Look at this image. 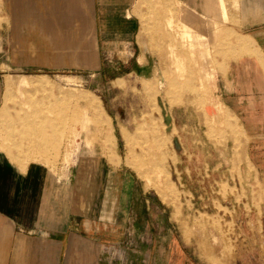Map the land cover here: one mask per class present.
Masks as SVG:
<instances>
[{
	"label": "rangeland",
	"instance_id": "1",
	"mask_svg": "<svg viewBox=\"0 0 264 264\" xmlns=\"http://www.w3.org/2000/svg\"><path fill=\"white\" fill-rule=\"evenodd\" d=\"M240 1L213 0L188 21L181 0H135L134 54L104 55L102 69L0 62V153L22 170L40 163L66 178L77 169L85 185L95 175L113 188L130 180L151 199L145 210L158 230L172 225L190 264H264V174L246 164L241 126L215 96L217 73L241 37Z\"/></svg>",
	"mask_w": 264,
	"mask_h": 264
},
{
	"label": "crops",
	"instance_id": "2",
	"mask_svg": "<svg viewBox=\"0 0 264 264\" xmlns=\"http://www.w3.org/2000/svg\"><path fill=\"white\" fill-rule=\"evenodd\" d=\"M134 2L3 0L0 62L20 70L89 71L102 69L109 53L132 56L141 26ZM212 2L181 0L183 15L202 17ZM241 3V37L217 73L215 96L241 126L246 164L264 174V0ZM78 175L70 168L61 178L40 163L22 170L0 153V264H190L172 225L158 230L145 210L151 199L133 182L115 180L113 188L95 175L94 185H85Z\"/></svg>",
	"mask_w": 264,
	"mask_h": 264
},
{
	"label": "bare ground",
	"instance_id": "3",
	"mask_svg": "<svg viewBox=\"0 0 264 264\" xmlns=\"http://www.w3.org/2000/svg\"><path fill=\"white\" fill-rule=\"evenodd\" d=\"M182 35H183V38H187L188 40L189 39H192L193 37H192V34L190 33V32H187V31H183L182 32ZM190 41V40H189ZM192 45V44H191ZM37 113H38V111H37ZM50 115L51 116H53L52 114H51V111H50ZM45 118V117H44ZM21 119H22V122L23 121H27V119H29V118H26V116H21ZM46 119V118H45ZM14 120V119H13ZM40 120H42V119H40ZM30 121V120H29ZM15 122V121H14ZM46 122V121H45ZM24 123V122H23ZM27 123V122H26ZM14 124V123H13ZM28 124H31V123H28ZM37 124V123H36ZM15 126V125H14ZM38 126V125H37ZM45 127V126H44ZM10 130V129H9ZM22 129H20V132H22L21 131ZM31 128L30 129H27V132L28 133H30L31 134ZM36 130V129H35ZM41 131H42V129H41ZM15 132V131H14ZM32 133H33V131H32ZM36 134H37V130H36ZM48 139V138H47ZM160 138H159V134H158V132L157 133H155V132H153V135H152V140H150V139H148V142H149V140L151 141V143H152V141H153V143H154V145H150L151 146V150L150 151H152V152H154L155 150H156V147L155 146H157V145H155L156 143H155V140H159ZM26 140V139H25ZM40 140V139H39ZM42 140V139H41ZM43 140H45V134L43 135ZM42 140V141H43ZM148 147V146H147ZM147 147L146 146H143L142 148H141V151H142V153H146V149H147ZM148 153V152H147ZM152 158H154L153 160H156L157 159V161H158V158H159V155H157V154H155V155H153V154H151L150 155ZM142 157V156H141ZM144 158H145V156H144ZM149 159V158H148ZM159 164V163H158ZM158 166V165H157ZM160 167V166H159ZM158 169V168H157ZM160 169V168H159ZM141 172V171H140ZM94 182V180H89V181H86V182ZM91 182V183H92ZM88 184V186H89V183H87ZM93 185H94V183H92ZM96 184V183H95ZM95 189V188H94ZM95 194V193H94ZM95 199V198H94ZM93 199V200H94ZM215 240V239H214ZM220 240V239H219Z\"/></svg>",
	"mask_w": 264,
	"mask_h": 264
}]
</instances>
